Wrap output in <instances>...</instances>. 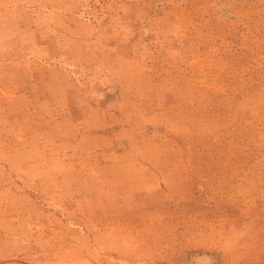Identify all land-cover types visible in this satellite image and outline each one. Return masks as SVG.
I'll return each instance as SVG.
<instances>
[{
  "label": "rangeland",
  "instance_id": "1",
  "mask_svg": "<svg viewBox=\"0 0 264 264\" xmlns=\"http://www.w3.org/2000/svg\"><path fill=\"white\" fill-rule=\"evenodd\" d=\"M0 264H264V0H0Z\"/></svg>",
  "mask_w": 264,
  "mask_h": 264
},
{
  "label": "bare ground",
  "instance_id": "2",
  "mask_svg": "<svg viewBox=\"0 0 264 264\" xmlns=\"http://www.w3.org/2000/svg\"><path fill=\"white\" fill-rule=\"evenodd\" d=\"M205 257V256H204ZM207 258V257H206ZM196 260H197V258H196ZM203 261H206V259H201V262H203ZM208 262H209V260H208Z\"/></svg>",
  "mask_w": 264,
  "mask_h": 264
}]
</instances>
